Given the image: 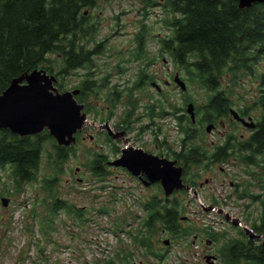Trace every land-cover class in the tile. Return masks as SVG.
I'll return each instance as SVG.
<instances>
[{"label": "rangeland", "instance_id": "374dc122", "mask_svg": "<svg viewBox=\"0 0 264 264\" xmlns=\"http://www.w3.org/2000/svg\"><path fill=\"white\" fill-rule=\"evenodd\" d=\"M166 2L99 0L95 7L85 8L87 25L92 31L94 25L97 27L95 40L87 47L103 43L102 48L90 63L84 65L85 68L59 74L62 77L58 79V89L63 93L84 79L96 80L97 87L86 102L93 105L91 109H86L89 119L96 126L111 122L115 133L125 130L126 138L131 140L130 145L161 157L165 152L156 149L153 137L158 133L160 140H167L179 148L182 130L175 116H182V122L187 121V116L191 120L187 111L191 101L195 103L197 112V121L192 122L199 133L196 143L203 145V149L213 150L224 140L225 132H233L239 138L245 134L243 140L247 141L253 133L252 129L231 116L210 120L203 107L208 103L211 92L204 85L191 80V75L187 76L182 68L176 66L169 54H159L160 40L171 30L165 22L170 17ZM141 35L145 39L147 54L157 57L148 68L151 75L144 78L139 72L145 60L133 61L132 56ZM78 43L82 44L83 41ZM57 56L58 53L50 54V57ZM190 59L194 60L195 57ZM263 69L264 56L251 61L246 70L225 74V78L221 79V89L232 100V107L248 108L256 120L262 115L256 99L261 89L259 77ZM89 71L93 75H88ZM193 72L194 69L190 74ZM176 73L186 81V90L175 81ZM153 83L159 85L161 90ZM211 121L216 126L207 132L206 125ZM108 134L106 128L86 124L60 164L54 151L59 144L46 138L38 166L32 169L34 179L30 181L31 177L22 182L18 190L13 178L14 168L10 164L5 168L0 166V264H45L46 261L48 264H106L107 261L117 264H208L204 258L206 253H216L218 248L211 247V244L209 246L203 240L207 238L205 228L208 226L222 233L220 243L223 244L232 237H240L237 240L249 238L248 235L243 236L244 232L239 234L217 211H206L202 207L211 205L214 199L255 233V222L262 221L260 200L264 201V186H260L259 180L264 179V167L257 163L247 164L237 154L230 161L211 163L202 159L200 165L191 163V174L199 171L200 176H193L194 179L189 181L200 194V202L189 188L178 200V218L181 212L184 217H189L188 221H184V228H190L192 234L187 238L172 239L174 235L170 228L165 229L158 223L154 248L166 252L167 259L162 262L145 255V250L136 246L131 238L147 210L142 205V197L155 194L157 190L141 186L131 174L108 165L107 161L104 164L105 176H97L90 170L88 165L94 151L108 153V160H113L120 153H114L112 148L121 149L128 142L121 137L110 141ZM256 158L261 159L260 156ZM44 178L55 179L53 189L48 187ZM209 178L210 182L206 183ZM246 193L260 195V199L240 197ZM3 196L11 198L8 206L2 204ZM44 198L52 201L61 199L67 201L68 205L52 216L51 227L45 222V229L41 230L38 220L41 215L42 218L47 216L48 207L53 206V202L48 206ZM70 205L81 210L84 220L72 215L68 210ZM197 231H204L201 232L203 239L196 238L193 244ZM167 237L172 239L169 247L163 244ZM258 241L263 242L262 239ZM255 244L258 242L252 246ZM166 248L169 249L166 251ZM251 248L259 251L258 247ZM222 262L217 260V264ZM242 262L246 264L245 259Z\"/></svg>", "mask_w": 264, "mask_h": 264}, {"label": "trees", "instance_id": "16d2710c", "mask_svg": "<svg viewBox=\"0 0 264 264\" xmlns=\"http://www.w3.org/2000/svg\"><path fill=\"white\" fill-rule=\"evenodd\" d=\"M99 0H0V89H6L15 77L30 72L37 67H44L54 73L59 80L61 75L74 69H83L90 63L93 56L100 52L103 43H96L88 48V44L95 40L97 27L87 25L85 15L88 7H95ZM167 11L170 17L165 22L171 30L160 40L159 54L170 55V59L186 65L193 64L194 72L191 79L206 85L211 92L208 103L203 107L210 115V120L227 117L232 100L221 89L222 78L225 74L246 70L251 61L264 56V3L253 4L248 8H240L238 0H167ZM144 32V30H142ZM83 41L82 44L78 41ZM145 39L139 36L137 47L132 54L133 61L144 59L140 65L139 75L148 74V68L157 59L156 55H148ZM203 56L200 61H192L194 54ZM58 53L57 57L50 54ZM58 68V70H56ZM189 73L192 70L187 67ZM197 70V71H196ZM57 72V73H56ZM196 73V74H195ZM195 74V75H194ZM88 75H93L89 71ZM209 75V76H208ZM228 76V75H227ZM198 78V79H195ZM259 83L262 87L256 104L263 114L259 119V130L252 136L250 143L242 140L235 150L246 148L250 153L241 155L245 161L257 162L264 167V69L260 73ZM83 84L86 88L78 95L79 101L86 104V109L93 105L87 104V97L91 95L96 80L89 78ZM103 84L101 85V87ZM112 96V95H111ZM186 132L188 152H177L176 158L185 165L184 182L200 176L199 171L191 174V163L200 165L202 159L214 163L227 158L214 150L203 149V145L196 143L197 132L191 121L182 127ZM46 138L56 141L47 130L35 135L20 136L9 129H0V166L11 164L13 177L21 180L34 179L32 169L38 166L43 152ZM194 143V144H192ZM220 147V146H219ZM71 147L56 145V161L60 164ZM246 152V151H245ZM261 154V155H258ZM260 156L261 159H254ZM107 159L104 153L95 152L89 163V168L105 173L103 162ZM184 160V162H182ZM206 167H209L206 166ZM260 186H264V179ZM245 196L257 197L256 194ZM47 201V199H44ZM48 215H41L38 220L41 230L47 222L51 227L54 216L60 208L66 207L67 201H47ZM147 203L151 212L156 215L150 217L144 228L138 230V240L145 243V247L152 245L151 235L157 232L158 223L162 227H170L176 222L178 206L175 203ZM162 206L160 210L158 206ZM169 207V208H168ZM76 218L83 220L80 209L68 207ZM37 215H40L39 213ZM50 216V217H49ZM172 219V222L170 220ZM261 223L255 222V230L264 233V216ZM191 234L190 231L186 232ZM47 238L51 239L47 234ZM151 241V242H150ZM248 241V242H247ZM150 242V245H149ZM253 241L237 240L229 247H224L221 254L223 264H264V247L262 244L253 245ZM251 247H258L255 252ZM114 264V263H112Z\"/></svg>", "mask_w": 264, "mask_h": 264}, {"label": "water", "instance_id": "95a60500", "mask_svg": "<svg viewBox=\"0 0 264 264\" xmlns=\"http://www.w3.org/2000/svg\"><path fill=\"white\" fill-rule=\"evenodd\" d=\"M255 3H264V0H238L240 8L251 7ZM176 79L183 88H186L184 81L180 80L179 77ZM55 81H57L55 75H49L44 68H35L15 77L6 89L2 91L0 89V128H8L12 132L24 136L37 134L47 127L59 144L68 146L76 141V133L86 123L95 125L89 120L87 113L83 112L84 104L79 103L75 98V94L79 93V89H75L73 92L60 93L54 85ZM188 111L195 120L194 105L192 103L189 105ZM231 112L235 118L242 120L245 125L255 126L252 118L247 121L240 117L236 110L231 109ZM110 123H106L103 127H106L112 133ZM213 127L214 124L210 123L207 130L211 131ZM120 135H123V133L119 132L115 136ZM126 140L129 144L131 143L130 138H126ZM123 152V156L114 161L113 164L123 165L135 174L143 171L153 181L162 180L167 193H172L175 188L189 187V185L183 184L182 167H175L174 161L159 159L152 154L145 153L142 149L134 147H126ZM190 189L194 196H199L197 198L200 202V194L197 190L192 187ZM2 200L4 205H8L10 198L3 197ZM213 209L214 207L206 208L207 211ZM226 217L235 224L240 223L238 220L231 218L229 214H226ZM245 229L252 238L256 237V234L248 227ZM169 242V240H166V243ZM213 258V255H207V261L210 264H214Z\"/></svg>", "mask_w": 264, "mask_h": 264}, {"label": "flooded vegetation", "instance_id": "af4514ba", "mask_svg": "<svg viewBox=\"0 0 264 264\" xmlns=\"http://www.w3.org/2000/svg\"><path fill=\"white\" fill-rule=\"evenodd\" d=\"M88 80H89V78H88ZM239 111H240V114L242 115V112L243 113H247V114H245L244 116L245 117H249L250 115L251 116H253V117H255L254 115H252V114H250L245 108L243 109V111L239 108L238 109ZM256 120V119H255ZM256 128H258V122L256 121ZM225 134L227 135V134H229V133H226L225 132ZM224 134V135H225ZM245 134H241V137L243 138V136H244ZM238 138V137H237ZM230 142H227V143H225V144H229ZM192 144H194V143H192ZM217 146V145H216ZM230 149V147H229V145L227 146V147H225V148H222L221 149V152H224V153H227L228 152V150ZM188 148L186 149V151H185V154L188 152ZM218 152H220V150L218 149ZM228 154H231V152L230 153H228ZM135 179H137L141 184H144L143 183V181H144V179H148L147 178V176L145 175V174H143V175H141V176H139V177H137V178H135ZM210 182V178L209 179H207V181H206V183H209ZM200 186H202V184L200 185ZM147 187H151V188H153V187H159L161 190H162V185H161V183H160V181H157V182H155V183H151L149 186H146L145 185V188H147ZM180 193H183V190H176L174 193H173V195L172 196H174V197H178V196H180ZM162 197H164V196H162ZM185 220H189V217H184V216H181L180 215V218H178V225H180L179 224V222L180 221H185ZM176 225V224H175ZM181 227V226H180ZM264 234V233H263ZM204 234H202V233H197V234H195V238H201V239H203V236ZM262 235V234H261ZM258 239H262V238H254V239H250L251 241H253L254 243L255 242H258V244L260 243V241H258ZM203 240H206V242L209 244V246H210V244H211V247H222V245L221 244H219L220 243V240L218 241L217 239H216V236H211V237H209L208 238V236H207V238L205 239H203ZM213 243V244H212ZM221 250L222 249H216V253L215 252H209V253H206V255H209V254H211V255H213L214 256V258H215V260L217 259V260H220L221 259V254H220V252H221ZM207 258V257H206ZM222 260V259H221Z\"/></svg>", "mask_w": 264, "mask_h": 264}]
</instances>
